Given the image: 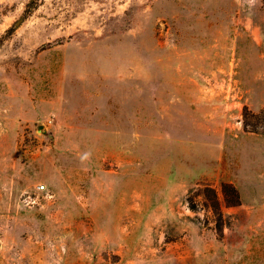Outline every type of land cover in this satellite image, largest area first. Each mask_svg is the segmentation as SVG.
Masks as SVG:
<instances>
[{
	"label": "rangeland",
	"instance_id": "rangeland-1",
	"mask_svg": "<svg viewBox=\"0 0 264 264\" xmlns=\"http://www.w3.org/2000/svg\"><path fill=\"white\" fill-rule=\"evenodd\" d=\"M0 264H264V0H0Z\"/></svg>",
	"mask_w": 264,
	"mask_h": 264
},
{
	"label": "water",
	"instance_id": "water-1",
	"mask_svg": "<svg viewBox=\"0 0 264 264\" xmlns=\"http://www.w3.org/2000/svg\"><path fill=\"white\" fill-rule=\"evenodd\" d=\"M39 131L46 132V128L43 125L39 126Z\"/></svg>",
	"mask_w": 264,
	"mask_h": 264
},
{
	"label": "trees",
	"instance_id": "trees-1",
	"mask_svg": "<svg viewBox=\"0 0 264 264\" xmlns=\"http://www.w3.org/2000/svg\"><path fill=\"white\" fill-rule=\"evenodd\" d=\"M214 211H215L216 213H220V211H219V207L215 206V207H214Z\"/></svg>",
	"mask_w": 264,
	"mask_h": 264
}]
</instances>
